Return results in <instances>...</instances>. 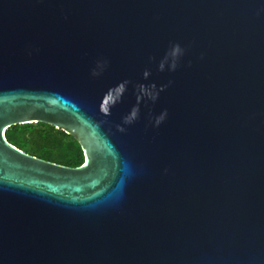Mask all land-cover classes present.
<instances>
[{
	"label": "water",
	"instance_id": "obj_1",
	"mask_svg": "<svg viewBox=\"0 0 264 264\" xmlns=\"http://www.w3.org/2000/svg\"><path fill=\"white\" fill-rule=\"evenodd\" d=\"M0 264H264V0H0Z\"/></svg>",
	"mask_w": 264,
	"mask_h": 264
},
{
	"label": "trees",
	"instance_id": "obj_2",
	"mask_svg": "<svg viewBox=\"0 0 264 264\" xmlns=\"http://www.w3.org/2000/svg\"><path fill=\"white\" fill-rule=\"evenodd\" d=\"M25 135L24 140L17 136ZM8 140L20 149L39 158L77 167L85 157L78 141L60 128L45 123L17 125L7 131Z\"/></svg>",
	"mask_w": 264,
	"mask_h": 264
},
{
	"label": "clouds",
	"instance_id": "obj_3",
	"mask_svg": "<svg viewBox=\"0 0 264 264\" xmlns=\"http://www.w3.org/2000/svg\"><path fill=\"white\" fill-rule=\"evenodd\" d=\"M184 55V49L179 45V44H175L173 45L168 52L165 54V57L163 58V60L161 61V63L159 64V68L161 71H163L165 69V66L167 65L169 70L174 71L177 67L178 61L179 59ZM103 64L102 63H98V67H102ZM92 75H98V72L94 69L92 72ZM149 75V73L146 71L144 73L145 78H147ZM126 90V82L124 84H121L119 86V92L121 95H123V93ZM140 92L143 96H147L148 98H150L151 100L155 101L158 97V93L145 87V86H140ZM105 111L107 112V109H105ZM138 115V109H133L132 112L130 113L129 116L125 117L124 122L125 123H131ZM167 115V111L165 110L164 113H162L160 116H158L155 120V126H159L163 120L166 118Z\"/></svg>",
	"mask_w": 264,
	"mask_h": 264
},
{
	"label": "rangeland",
	"instance_id": "obj_4",
	"mask_svg": "<svg viewBox=\"0 0 264 264\" xmlns=\"http://www.w3.org/2000/svg\"><path fill=\"white\" fill-rule=\"evenodd\" d=\"M30 125L36 127L37 123H31ZM17 138H18V140H24L25 139V135L21 134L20 136H17Z\"/></svg>",
	"mask_w": 264,
	"mask_h": 264
}]
</instances>
